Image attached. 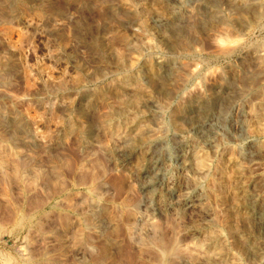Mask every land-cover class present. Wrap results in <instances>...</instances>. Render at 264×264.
Here are the masks:
<instances>
[{
	"label": "rangeland",
	"instance_id": "374dc122",
	"mask_svg": "<svg viewBox=\"0 0 264 264\" xmlns=\"http://www.w3.org/2000/svg\"><path fill=\"white\" fill-rule=\"evenodd\" d=\"M174 5L0 0V264H264V0Z\"/></svg>",
	"mask_w": 264,
	"mask_h": 264
},
{
	"label": "bare ground",
	"instance_id": "6f19581e",
	"mask_svg": "<svg viewBox=\"0 0 264 264\" xmlns=\"http://www.w3.org/2000/svg\"><path fill=\"white\" fill-rule=\"evenodd\" d=\"M179 2H180V0H173V3L175 4L174 6H176V4L179 3ZM199 5H201V4H199ZM230 120H231V118L229 119V121ZM231 124L234 125V122H232ZM219 129H220L219 126H218V128L215 127L212 124L209 126V134L205 138L206 139L205 140V144H207L211 148L214 147V142H213V140H212V138H211L210 135L215 134L217 132L219 133ZM221 130H223V129H221ZM157 141L155 142V144L153 146L150 147V149L148 151L149 154H148L147 164L141 170L142 177L147 180V182L145 181L146 183H144L142 185V187H141V191L142 192H151V191L158 190L163 185L164 179L166 177L165 164H167V163H164V160L162 159V156L164 155L163 152L161 151L162 148H163L162 145H161L162 143L160 144V142H157ZM181 145H183V144H181ZM181 150L182 149L180 147V149L178 151V157L179 158H181ZM261 161H262L261 160V157L260 158L259 157H252L249 160L248 165H250V167H255V166L260 165L261 164ZM169 195H170V198L171 199H173V200L174 199H178L180 203L182 202V203L186 204L189 201L188 199L182 201L181 198H179V192L176 189L170 190ZM196 196H198V194Z\"/></svg>",
	"mask_w": 264,
	"mask_h": 264
}]
</instances>
